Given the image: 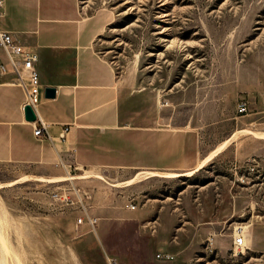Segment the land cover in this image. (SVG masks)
<instances>
[{"label":"rangeland","instance_id":"1","mask_svg":"<svg viewBox=\"0 0 264 264\" xmlns=\"http://www.w3.org/2000/svg\"><path fill=\"white\" fill-rule=\"evenodd\" d=\"M78 4L85 14L106 11L111 16L97 47L129 80L126 92L134 94L130 112L162 115L167 119L163 126L193 130L206 152L235 136L192 174L144 173L148 178H138L149 179L146 192L99 174L87 179L93 181L85 185L90 193L100 185L122 186L115 196L136 205L139 200L140 205L165 203L184 217L171 228L174 235L165 224L149 220L138 228L125 227L120 234L126 250L119 257L98 239L97 226L87 221L79 204L52 197L59 185L74 200V190L83 196V188L69 180L48 183L0 165V264H264V137L243 131L264 132V0ZM242 104L246 109L241 112ZM92 199H83L88 212ZM198 217L206 222L197 223ZM209 223L214 240L206 248L194 234ZM236 227L243 229L247 248L235 253ZM168 238L174 260L160 262L155 254ZM141 248L152 251V257L141 256Z\"/></svg>","mask_w":264,"mask_h":264},{"label":"crops","instance_id":"2","mask_svg":"<svg viewBox=\"0 0 264 264\" xmlns=\"http://www.w3.org/2000/svg\"><path fill=\"white\" fill-rule=\"evenodd\" d=\"M110 19L106 11L83 13L78 0H5L0 30L36 53L35 68L43 87L37 114L46 126L41 135H34L33 128L39 122L24 117L23 89L14 83L11 72L0 73L1 166H15L26 176L48 183L69 180L74 187L87 191L85 185L93 184L87 179L96 174L125 183L137 174L148 178L144 177L147 172L184 173L197 168L210 152L205 151L193 130L163 126L167 119L162 115L139 116L129 111L134 95L126 92L130 82L116 72L97 47ZM0 62H7L1 47ZM46 87L54 88L53 97L44 96ZM68 125L69 130L63 133ZM148 183L149 179L137 178L123 186L146 192L143 189ZM121 187L100 185L91 193L87 191L93 195L87 214L96 219L94 229L107 250L121 256L127 243L120 231L127 226L138 228L148 220L165 224L164 228L174 235L171 228L184 219L178 211L153 201L140 205L141 200L130 208V201L114 194ZM197 219V223L206 222ZM107 226H111L112 236ZM213 228L210 223L200 225L194 239L205 244L210 235L214 238ZM176 233L179 235V230ZM168 239L160 242L161 253H157L172 259L157 258L156 253L155 259L160 262L174 260ZM141 251V256L153 255L149 249Z\"/></svg>","mask_w":264,"mask_h":264},{"label":"built area","instance_id":"3","mask_svg":"<svg viewBox=\"0 0 264 264\" xmlns=\"http://www.w3.org/2000/svg\"><path fill=\"white\" fill-rule=\"evenodd\" d=\"M5 0H0V11L3 9ZM0 47L5 51L7 62H0V73L11 72L14 75V83L19 85L24 91V102L22 104V109L28 105L35 114V120H38V125L36 124L33 128L34 135H41L43 129H45V122L38 117L37 106L40 103L43 87L40 83V78L38 71L35 68L36 53L28 48L20 40H15L13 36L0 30ZM240 111H245L246 107L244 104L240 106ZM69 130V125L63 127V133ZM58 189L52 192V197L56 201L65 203H77L79 204L83 211L87 221L94 227L96 224V219L87 214V206L84 204L83 199L91 197L90 193L87 191H82L83 196H81L80 189H75L77 199L74 200L69 191L66 189L57 187ZM130 208H135V203L130 201ZM78 223L83 221V217H78ZM213 235H210L205 242V247L209 248L213 244ZM247 248L246 236L241 227H236L232 233V250L237 252L239 250H244ZM157 258L172 259V256L167 254H156Z\"/></svg>","mask_w":264,"mask_h":264},{"label":"bare ground","instance_id":"4","mask_svg":"<svg viewBox=\"0 0 264 264\" xmlns=\"http://www.w3.org/2000/svg\"><path fill=\"white\" fill-rule=\"evenodd\" d=\"M243 131H246V132H253L256 136H259V137H264V132H255V131H251L249 128H245V129H243ZM235 136V134H233V135H231L229 138H227V139H224V140H222L218 145H216V147H214L201 161H200V163L197 165V168H195L194 170H192V171H189V172H187V173H176V172H174V173H167V174H165L164 176H167V177H170V176H177V175H179V174H192L193 172H195V171H197V170H199L200 168H202V167H204V165L214 156V155H216L220 150H222L225 146H226V144L233 138ZM86 176V175H85ZM84 176V177H85ZM140 176V175H139ZM138 176V174H137V176H136V178H134V179H131V180H128V181H126L124 184H129V183H131V182H133L134 180L136 181V179L139 177ZM147 176V175H146ZM150 176V175H149ZM83 177V176H82ZM81 177V178H82ZM60 178H62V177H60ZM60 178H56V180H64L65 179V177H64V179H60ZM68 178V177H67ZM69 178H72V177H69ZM100 178H102L101 176H100ZM66 180V179H65ZM14 182V181H13ZM50 182V181H49ZM116 185H119V183H116ZM0 186H1V184H0ZM1 238V237H0ZM2 239V238H1ZM2 242V241H1ZM3 245V244H2Z\"/></svg>","mask_w":264,"mask_h":264},{"label":"water","instance_id":"5","mask_svg":"<svg viewBox=\"0 0 264 264\" xmlns=\"http://www.w3.org/2000/svg\"><path fill=\"white\" fill-rule=\"evenodd\" d=\"M54 88L52 87H46L44 89V96L45 97H53L54 96ZM24 117L27 121H34L35 120V114L32 111V109L30 108V106H26L24 108Z\"/></svg>","mask_w":264,"mask_h":264}]
</instances>
